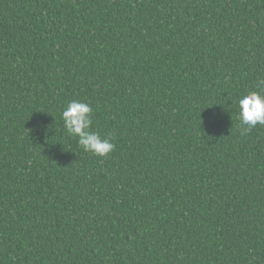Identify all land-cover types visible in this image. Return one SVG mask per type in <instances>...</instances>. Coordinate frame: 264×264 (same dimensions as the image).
I'll use <instances>...</instances> for the list:
<instances>
[{"label": "trees", "instance_id": "obj_1", "mask_svg": "<svg viewBox=\"0 0 264 264\" xmlns=\"http://www.w3.org/2000/svg\"><path fill=\"white\" fill-rule=\"evenodd\" d=\"M251 90L264 0H0V264H264Z\"/></svg>", "mask_w": 264, "mask_h": 264}, {"label": "clouds", "instance_id": "obj_2", "mask_svg": "<svg viewBox=\"0 0 264 264\" xmlns=\"http://www.w3.org/2000/svg\"><path fill=\"white\" fill-rule=\"evenodd\" d=\"M231 103L237 106L242 132L250 131L257 124L264 125V92L251 90ZM92 111L91 105L86 102L76 99L69 101L62 112L64 130L69 136L77 138L78 146L85 152L105 157L114 150L115 144L92 130Z\"/></svg>", "mask_w": 264, "mask_h": 264}]
</instances>
